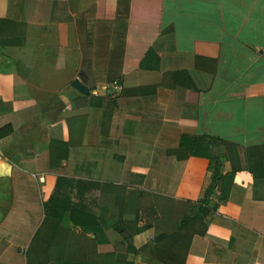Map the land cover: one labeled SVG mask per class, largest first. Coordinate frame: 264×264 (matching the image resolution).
<instances>
[{"label":"crops","instance_id":"1","mask_svg":"<svg viewBox=\"0 0 264 264\" xmlns=\"http://www.w3.org/2000/svg\"><path fill=\"white\" fill-rule=\"evenodd\" d=\"M99 1L0 0V128L12 130L0 138L10 195L0 264H94L123 252L133 264H264V176L246 158L264 145V0H142L151 27L115 22L116 10L99 18ZM123 38L120 69L111 55ZM108 77L119 80L112 97ZM183 135L220 160L205 204L214 162L189 154ZM51 140L67 147L58 167ZM222 140L237 146L230 182ZM130 192L143 205L137 216L126 209ZM53 197L63 214H51ZM70 208L92 229L72 223ZM132 221L150 232L135 235V254L122 238Z\"/></svg>","mask_w":264,"mask_h":264},{"label":"trees","instance_id":"2","mask_svg":"<svg viewBox=\"0 0 264 264\" xmlns=\"http://www.w3.org/2000/svg\"><path fill=\"white\" fill-rule=\"evenodd\" d=\"M111 2H113L114 0H110ZM142 0H132V7L130 6L131 4V0H127V4L126 7L122 8V9H117V8H113L108 9L107 8V4H109L110 2L108 0H100L98 3V9H97V16L99 18H104V17H112L114 15V12L116 10V15H114V21L115 22H121L124 25H127L129 20L133 19V17H135V19L137 18H143L145 21L149 24V27H151L152 25H155V21H157V19H155V15L154 17L151 19L149 17L150 13H149V6H143V4L141 3ZM111 4V3H110ZM158 6V8H160V4L156 5ZM113 12V13H112ZM152 21V22H151ZM156 35V32L151 33L150 37H149V42L154 38V36ZM124 43H125V39L123 38V40L120 43L121 49L119 47H114L113 48V53L111 55V59L113 57V55L116 53L115 57L112 59V64L113 65H117L120 66L119 68L121 69L122 64H123V47H124ZM118 55V56H117ZM119 80H115L113 78L108 77L105 83V87L107 89L108 95L109 96H115L116 94V90L114 89L115 85L118 86V82ZM12 132L11 127L9 125H6L2 128H0V138L9 135ZM209 140L212 142L213 137H210ZM209 141V143H210ZM225 149H226V156L227 159L230 163V168L231 171L230 173H227L226 175H224V179L227 182H230L231 178L233 177L234 172H236L237 170H239L240 165H239V160H238V154H237V146L235 143L227 141V140H222ZM212 145V144H211ZM180 146L184 147L186 149V151L194 156H201V157H207L210 160H213L214 165L213 168L211 170V184L209 185V187H207V189L205 190L204 193V197L202 199L201 203H207L208 202V198L210 196V194L212 192H214L215 190V184L217 183V181H219L223 174L220 171V160L215 156L214 151L209 153L208 151V146L207 143H205L204 140L202 139H196V138H190L188 136H182L180 139ZM262 155H264V145H252L248 148L247 153H246V158L248 159V161L250 162L249 168H250V172L253 174V176L255 177H262L264 176V167H263V157ZM1 156L3 157L2 153ZM67 158V147L60 143L59 141H55V140H51L49 141V164L50 167H58L61 162L63 160H65ZM58 182V181H57ZM227 185L229 186L230 183ZM223 193L221 196V199H225L228 195L229 192V188H226V190L223 188ZM135 192H130L127 195V198L129 199V201L126 204V209L128 212H134L137 216L138 211L143 208V205H141L140 203H137L136 205V198H135ZM136 206V207H135ZM65 204L61 201L58 200L57 198H51L49 200V208L51 211V214L54 216L55 211H62L63 214V210H65ZM148 210V208L146 209ZM150 210L153 211V207H150ZM76 219V220H75ZM88 219L90 220L89 223L94 222L95 221L89 217L86 214H81V213H76L74 210H72L70 208L69 211V220L72 223H77L80 224L82 226L83 229L87 230V229H92L91 227H87L86 224H88ZM131 229H133V232H128L125 229H123L122 231V238L126 241L129 242V244H132V247H128V251L129 253H133L135 254L137 252V247H135L133 244L137 243L138 240L135 237L136 234H138L139 232L142 231H146L137 228L136 227V223L135 221L132 222H128L127 223ZM118 227L120 228V226L118 225ZM100 229V228H99ZM149 229V228H148ZM97 234H96V238H95V244L97 243H101L103 242V240L101 238H99L100 236V232L98 231V225L96 224L94 226L93 229ZM144 234H146L147 239L150 237V232L147 231ZM145 236V237H146ZM146 239V238H145ZM144 239V240H145ZM146 239V240H147ZM126 253H115V254H105V255H99L96 254L95 259L93 258V263L94 264H133V261H127L125 259V255Z\"/></svg>","mask_w":264,"mask_h":264},{"label":"rangeland","instance_id":"3","mask_svg":"<svg viewBox=\"0 0 264 264\" xmlns=\"http://www.w3.org/2000/svg\"><path fill=\"white\" fill-rule=\"evenodd\" d=\"M104 88L106 89V87L104 86ZM114 89L117 91L118 90V86L115 85ZM107 90V89H106ZM0 186H1V193L3 196V199H0V216L2 214V212L7 208V206L9 205V190H8V180L3 178L0 181Z\"/></svg>","mask_w":264,"mask_h":264},{"label":"water","instance_id":"4","mask_svg":"<svg viewBox=\"0 0 264 264\" xmlns=\"http://www.w3.org/2000/svg\"><path fill=\"white\" fill-rule=\"evenodd\" d=\"M71 85L75 87L77 90H79L82 94L88 95L89 94V89L80 83L78 80L72 81Z\"/></svg>","mask_w":264,"mask_h":264},{"label":"built area","instance_id":"5","mask_svg":"<svg viewBox=\"0 0 264 264\" xmlns=\"http://www.w3.org/2000/svg\"><path fill=\"white\" fill-rule=\"evenodd\" d=\"M0 158H1V153H0Z\"/></svg>","mask_w":264,"mask_h":264}]
</instances>
